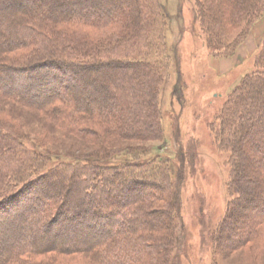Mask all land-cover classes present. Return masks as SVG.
Wrapping results in <instances>:
<instances>
[{
	"label": "rangeland",
	"instance_id": "374dc122",
	"mask_svg": "<svg viewBox=\"0 0 264 264\" xmlns=\"http://www.w3.org/2000/svg\"><path fill=\"white\" fill-rule=\"evenodd\" d=\"M16 1L22 2L3 0L4 3L0 7V42L5 44L14 41L12 32L4 29L2 31L3 27L11 29L5 23L13 24V15L18 14L19 11L22 13L24 9L27 11L29 7L43 10L49 7L41 0H27L28 5L23 6L22 10L7 9L10 2ZM245 1L246 4L250 1L248 3L250 6L256 5V9L250 11V14H247L245 9L240 16L231 18V13L226 14L230 6L228 0L227 2L226 0H147L148 30L155 34L151 48L147 47V49L129 47L128 43L123 41L126 38L119 39L118 36L126 35V31L118 24L103 27L75 23L54 24L58 30L64 28L70 31L71 35H77L76 38H80L81 41L87 40L85 44L88 47L81 46L83 44L80 43L78 47H81L77 48L76 53L73 49H64V57L67 60L73 59L76 63L89 60L91 64L98 66H101L99 65L101 63L120 60L125 62L141 60L150 63L155 74L150 70L146 72L161 80L151 88L155 100L148 127L154 133L145 134L147 130L145 126H132L136 127L140 134L147 136L146 138H138L133 134L120 136L114 132V129L120 127L121 122L109 117L105 120L106 118L101 117L97 112L90 116V120L80 124L89 132L87 136H82L74 130L75 126L65 121L63 117L55 118L56 114L27 108L0 93V126L25 140L22 145L26 148L35 147L41 155L46 152L52 155L47 161L41 159L40 170L33 172V175L51 172L62 165L68 166L75 160L80 161L76 163V169L82 168V170L85 166L81 161L86 162V160H92L93 167L97 164L107 169L115 167L121 159L155 160L159 165L156 167L161 169L160 172L155 171L157 173L154 175L146 174L150 169L145 166L148 171L136 170L134 174L137 175L136 178H143L140 184L146 185L143 190L136 191L135 195L145 201L151 192H157L156 198L151 200L154 205L150 208L156 221L150 226L152 228H148L150 231H144L151 240L154 239L149 243L155 245L157 252L152 250L149 257L139 264L168 263L173 252L172 217L177 212L178 204L179 225L184 228L182 236L184 252L181 264H264V176L261 178L258 173L253 175V179L258 181L260 187L248 183L249 191H255L251 198L241 195L238 197L236 191L229 185L232 179L230 163L232 151L223 148L218 140L220 136L218 132L220 128H224V123L219 119L224 104L247 75L264 71V66L260 67L257 63L264 43V0ZM56 2L61 4L58 7L61 9L72 7L73 4L72 0ZM66 2L69 4L68 7ZM78 2L82 4L78 11L84 12L89 7L94 8L98 1L78 0ZM198 7L201 19L198 18ZM253 19L258 20L253 21ZM249 23H251L250 27ZM248 29H250L249 35L235 47L237 39ZM31 49L32 47L30 50L2 54L3 59L8 58L1 61L10 64L21 63L32 58ZM56 57L53 59H60ZM156 64L158 66L155 68ZM107 72L106 68L89 69L88 77L79 76L60 86L53 83L47 85L49 81L46 75L51 74L47 69L37 70V80L31 81L32 83L26 81L27 77L22 79L14 75L16 73L2 72L0 85L5 81L8 85L4 88L6 91L18 93L23 99L31 102L42 101L55 89L63 96L80 90L84 97L83 107L91 105L94 108L97 107L95 101V98H98L97 91L103 88L102 78ZM30 74H33L32 71ZM60 75L58 73L54 77L60 78ZM11 77H15L12 85L9 80ZM85 81L88 82L89 87L84 86ZM108 82L113 83L114 80L110 81L109 78L106 82L107 87ZM28 86L30 90H27ZM149 90L150 88L146 87V91ZM57 106L61 111L60 116L66 115L73 108L67 104ZM123 131H128V128ZM18 157L5 158L0 166L8 163L5 168L12 169L19 162ZM246 167L251 169L252 166L246 163ZM29 174L31 177L35 176L32 172L26 173ZM110 174L109 172L104 182L100 181L99 189L94 188L95 177L90 176L87 180H81V183L84 181L92 185L88 190L93 195L92 200L85 206L88 212H95L94 198L104 195L101 191L105 182L110 184L113 179ZM127 176L124 177L125 179H119L117 183L119 187L126 185ZM26 181L28 177L21 181V188L11 194L10 206L8 204V207H0V254L7 245L14 243L15 237L18 236L15 233L16 228L24 223L29 208L38 201H35L38 195H34V199L26 204L23 194L14 199L17 194L23 192L29 182ZM171 185L177 186L178 189L177 203L174 206ZM63 187L65 188L66 185ZM77 187L81 188L79 185ZM82 190L84 193L81 198L71 201L74 210L78 209L82 197L86 195L85 189ZM260 191L262 196L257 200ZM37 194L42 198L45 196L41 192ZM251 200L258 205H253ZM109 204L108 208L113 210L115 205ZM12 206L15 211L11 210ZM102 206L104 208L106 203ZM64 211L66 215H71L70 210ZM117 211L116 220L120 221L121 210ZM165 212L170 215V222H166L165 218L162 219V214ZM26 220L29 221L28 217ZM91 220L92 217L88 219V225L77 227L62 222L57 233L60 239L58 243L75 244L84 239L96 240L99 237L96 231L100 228L98 225L93 227ZM27 221L25 223L29 224L32 235H42V226L38 228L32 221ZM251 230L255 232L251 233L252 235L247 234ZM109 232L110 230L104 234L107 235ZM240 232H243V237L239 235ZM104 234L101 238L105 236ZM41 239L46 241L49 238ZM49 245L53 244L49 243ZM51 249H55L54 245ZM97 256L95 253L61 255L50 252L48 255L36 257L34 263L100 264Z\"/></svg>",
	"mask_w": 264,
	"mask_h": 264
},
{
	"label": "trees",
	"instance_id": "16d2710c",
	"mask_svg": "<svg viewBox=\"0 0 264 264\" xmlns=\"http://www.w3.org/2000/svg\"><path fill=\"white\" fill-rule=\"evenodd\" d=\"M20 1L22 2H10L7 9L22 10L23 6L26 7L28 5L26 4L27 0ZM41 1L49 5L47 10L29 7L27 11L24 9L22 13L19 11L18 14L13 15V24H9V22L5 23L11 29L2 28V31L4 29L14 34V41L11 44L0 42V73H16L14 75L20 76L22 79L23 77H32L31 79L25 78L28 83H32L31 81L37 80V70L47 69L51 73L46 75L49 81L47 85L53 83L57 84L56 86H60L68 83L69 80H75L79 76L83 77L86 75L88 77L89 69L97 68L99 70L100 68H106L108 72L103 77L106 80L102 78L104 84H100L103 88L98 89V98H95L96 100L93 99L97 101V107L93 108L91 105L83 107L82 101L84 97L80 90L79 92L76 90L71 94L67 93L66 96H63L59 95L57 93L58 90L55 89L54 92L52 91L42 101L31 102L23 99L18 93L6 91L4 88L8 87V85L4 81L0 85V93L27 108L47 112L48 114H56L55 118L63 117L65 121L73 124L75 126L74 130L82 136H87L89 132L88 129L81 127L80 124L90 120V116L95 115L96 112L101 117H109L115 121L118 120L117 122H121L120 127L117 126L114 129V132L120 136L123 134H133L138 138H146L147 136L140 134V131L136 128L138 126L147 127L145 134L152 135L154 131L148 127V122L151 120V114L154 110L153 103L155 100L151 88L152 86L154 87V84L156 86V82H160L161 80L160 78L157 79L155 75L146 72L148 70L153 72L152 67L149 65L150 63H144L141 60L132 62L120 60L101 63L99 64L101 66H98L91 64L89 60H83L80 63H78L79 61L77 63L74 62L73 59L67 60L64 57L65 50L73 49L76 53L77 48L81 46L88 47L85 44L87 40L82 38L83 40L81 41L80 38H76L77 35H71L70 31L64 30V28L63 30H58L54 26L57 23L89 24L96 27L118 24L126 31V35L118 37L119 39L126 38V40H122L124 43H128L129 47L151 48L155 34L153 31L148 30L147 0H97L98 2L94 8L89 7L84 12L78 11L82 5L78 0H72V7H68L69 4L66 2L67 9L58 8L61 4H58L57 0ZM228 1H230V6H228L229 10L226 14L228 15L229 13L230 15L231 13V18L240 16L241 13L245 12V9L247 14L256 9V5L250 6L248 4L250 1L247 4L245 0ZM3 3V0H0V7ZM159 6L161 5L159 4ZM197 13H199L198 18L201 19L200 9ZM256 20L258 19H253V21ZM250 26L251 23H249ZM249 33L250 29L244 31L239 39H237L235 47L239 46ZM80 43L83 45L78 47ZM217 43L219 44V42ZM31 47L32 58L17 64L3 62L8 57H4L3 59L2 54L25 51L26 49L30 50ZM56 56L60 59H53ZM59 56L64 57V59ZM257 63L260 67L264 66V43ZM156 66L158 64L154 65L155 68ZM31 71L32 75L30 74ZM58 73L61 74L60 78H55L54 75ZM14 78H9L11 85L14 83ZM109 78L110 81L114 80V82H108L107 87L106 82ZM86 81L83 82L84 86L89 87ZM41 87H43L42 84ZM65 87L68 88L67 85ZM146 87L150 88V90L146 91ZM27 90H30V86H28ZM42 90L44 89L42 88ZM58 104L70 105L73 107L72 111L60 116L61 111H59ZM219 119L224 123V128H220L221 130L218 132V135H220L218 137L219 143L222 144L223 148L232 151L230 162L232 179L229 184L230 188L236 191L238 197L241 195L251 198L255 191H249L248 183L255 187H260L258 181L253 179V175L258 173L260 177L264 176V71L249 74L243 79L242 83L234 90L231 97L224 104ZM133 125L136 127H132ZM127 128L128 131H123ZM4 129V127L0 126V163L5 158L18 157V155L20 160L16 163V167L12 169L5 168L8 163L2 167L0 166V207H8L12 199L11 194L14 190L21 188V181L26 179V177H28L29 182L26 181L28 183L23 192L17 194V197L14 199L23 194V198L27 199L30 197L29 201H31V199H34V195H38L35 199V201H38L36 202L37 205L34 204L29 208L28 214L23 220L24 223L16 228L15 233L18 236L15 237L14 243L7 245L4 252L0 254V264H37L34 263L36 257L48 255L50 252H56L61 255H71L73 253L89 255L95 253V256L98 255L97 257L100 259V264H139L142 260H146L149 257L148 255L152 250L157 252L155 245L149 243L154 239L151 240L144 232L145 230L150 231L148 228H152L150 226L156 221L150 208L154 205V202L152 203L151 200L156 198L157 195L155 196V194L157 192H151L149 196L146 194L145 201L134 194L136 191L139 192L146 188V185L140 184L143 182H141L143 178L137 177V179L135 177L137 176L134 175L135 171L144 172L150 169L146 172V174L150 175L160 172L161 169L156 167L159 165L156 164L155 160L121 159L111 169L97 164L93 167L92 160H86V162L81 161L85 166L83 170L82 168L76 169V163L80 161L75 160L68 166L62 165L51 172L45 174L39 173L38 175H35V173L34 176L33 172L40 170L41 159L47 161L52 155L48 152L41 155L35 147L31 149L26 148L22 145L25 140L23 141L21 137L19 138L17 135ZM224 129H226L227 134H225L226 131ZM246 163L252 166L251 169L246 167ZM145 166L149 169L144 168ZM126 170L127 172H125ZM27 172H32L34 177H31L30 174L26 175ZM109 172L113 176V179L110 181V184L105 182L104 189L101 191L106 197L103 195L102 197H97V199L94 198L95 202L93 205L95 212H88L85 206L91 203L93 195L88 190L92 188V185L84 181L81 183V180H87L90 176H93L96 179L94 188L99 189L100 181L104 182ZM126 176V185L119 187L117 185L119 179ZM7 185L11 186L8 187ZM65 185L66 187L64 188L63 186ZM77 185L85 189L86 195L82 197L78 209L74 210L71 201L80 199L84 193ZM170 187L173 190V195L171 196L172 205L174 206L177 203L178 189L177 186L171 185ZM39 192L44 193L45 196L42 198L41 195L37 194ZM161 193L163 192L161 191ZM261 196L262 192L260 191L258 192L257 200ZM40 198L42 199L39 200ZM251 202H253V205H258L254 200H251ZM105 203L106 206L103 208L102 204ZM109 203L115 205L113 210L108 208ZM64 210H70L71 215H66ZM117 210H121L120 221L116 220L118 217ZM178 210H180L179 204L176 214L172 217L174 226L173 239L171 240L173 252L167 264H181L184 252L182 239L184 228L179 225ZM81 215L84 218H81ZM27 217L29 221L26 220ZM91 217L93 227H97L96 225H98L100 228L99 231H96V235L99 236H97L96 240L88 241L84 239V241L82 240L75 244L58 243L60 239L57 233H59L58 229L62 226V222H67L74 227L78 225L84 226L89 224L88 219ZM164 218L166 222H170L168 212L162 214V219L164 220ZM26 221H32L33 225L35 227L38 226V228L42 226V235H32V230L29 229V224L25 223ZM100 226H103V228ZM109 230L110 232L105 235L104 233ZM254 232L251 230L247 234H253ZM103 234L105 236L101 238ZM239 235L243 237V232H240ZM46 237L47 239L49 238L46 241L45 239H41ZM49 243H52L55 249H51L53 245H49Z\"/></svg>",
	"mask_w": 264,
	"mask_h": 264
},
{
	"label": "bare ground",
	"instance_id": "6f19581e",
	"mask_svg": "<svg viewBox=\"0 0 264 264\" xmlns=\"http://www.w3.org/2000/svg\"><path fill=\"white\" fill-rule=\"evenodd\" d=\"M29 200H30V197L26 199V201H25L24 204H26ZM11 209H12V211H15V210H14V206H12Z\"/></svg>",
	"mask_w": 264,
	"mask_h": 264
}]
</instances>
